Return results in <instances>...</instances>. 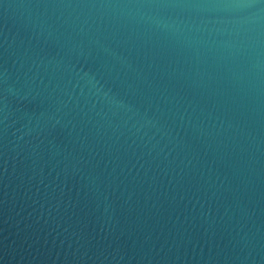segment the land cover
<instances>
[{
	"label": "water",
	"instance_id": "water-1",
	"mask_svg": "<svg viewBox=\"0 0 264 264\" xmlns=\"http://www.w3.org/2000/svg\"><path fill=\"white\" fill-rule=\"evenodd\" d=\"M0 264H264V0H0Z\"/></svg>",
	"mask_w": 264,
	"mask_h": 264
}]
</instances>
